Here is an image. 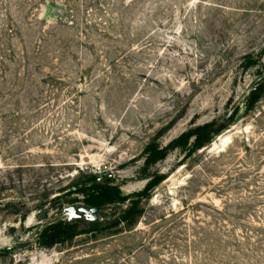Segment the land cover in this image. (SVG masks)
I'll return each mask as SVG.
<instances>
[{"label": "rangeland", "instance_id": "1", "mask_svg": "<svg viewBox=\"0 0 264 264\" xmlns=\"http://www.w3.org/2000/svg\"><path fill=\"white\" fill-rule=\"evenodd\" d=\"M261 74L264 0H0V264H264Z\"/></svg>", "mask_w": 264, "mask_h": 264}, {"label": "trees", "instance_id": "2", "mask_svg": "<svg viewBox=\"0 0 264 264\" xmlns=\"http://www.w3.org/2000/svg\"><path fill=\"white\" fill-rule=\"evenodd\" d=\"M264 79V78H263ZM263 79L257 84V86L252 89L248 95L246 96V109H248L249 106L253 104V102L258 98L256 95V92L258 91L259 94L264 93V81ZM245 98V99H246ZM237 114V113H236ZM235 114V115H236ZM234 115V116H235ZM234 118V117H233ZM232 118V120H233ZM210 124H206L204 127H200L199 129V135L197 137V141L194 143V146L192 148V151L204 146L206 142H210L211 137L214 133H216L220 128H223L224 125H221L220 127L216 129H212ZM191 153V152H190ZM95 178V177H93ZM96 179V178H95ZM92 179L91 181L95 180ZM156 185L155 182H152L151 180L148 182L147 188H152ZM99 189V192L96 194H92L90 198L88 199L89 205L94 208L98 207L99 211L104 205L108 203H117V202H123L126 198L120 196V193L117 191V189L110 187V188H102V184H96V185H90L86 188H94ZM85 188H79L78 190H82ZM145 191L139 194V197L141 195H144ZM147 195V194H145ZM138 199V197H137ZM137 202L131 203L130 208L127 210L125 215L122 219L127 222L131 221L133 217L136 215L138 207L136 205ZM81 219L84 218H77L74 221H69L68 219H57L53 222H51L48 225H44L42 229L39 231L38 235L41 239H43V247H51L54 244L65 242L67 240L72 239L75 235L88 232L91 229L95 230L99 227L98 221H89L87 220L89 229H79V224L81 223ZM86 220V219H85ZM91 228V229H90Z\"/></svg>", "mask_w": 264, "mask_h": 264}, {"label": "water", "instance_id": "3", "mask_svg": "<svg viewBox=\"0 0 264 264\" xmlns=\"http://www.w3.org/2000/svg\"><path fill=\"white\" fill-rule=\"evenodd\" d=\"M263 77H264V75L263 74H261L260 76H258L243 92H242V96H241V98H242V100H245V98H246V96L248 95V93L252 90V89H254L256 86H257V84L263 79ZM244 111H245V102H243V103H241V105L239 106V110H238V112H237V114L234 116V118H233V120H232V124H230V125H228L227 127H225V130L224 131H230L232 128H234V126L242 119V117H243V114H244ZM223 131V132H224ZM223 132H219L218 133V135L217 136H219V135H221ZM213 143V140H211L210 142H209V144L207 145V147L210 145V144H212ZM111 178V175H104V176H101V177H99V178H97V179H95V180H93V181H91V182H89V183H84V184H82L81 186H77L76 187V189L77 188H79V187H84V186H88V185H96V184H98V183H101V182H103V181H106V180H108V179H110ZM146 179H148V177H146ZM70 212H69V218H68V220L69 221H74L75 219H77V218H80V217H77L75 214L77 213V209H75V208H69L68 209ZM67 211V210H66ZM66 211H64V213L66 212ZM99 211V208L98 207H94V208H92L91 210H90V212H91V214H89V215H87V217H85L87 220H89V221H96L97 220V217L95 216V214L97 213ZM76 216V217H75ZM51 222H53V220H50V221H48V222H46V224L45 225H48V224H50ZM28 245V243H24V244H21L20 246L21 247H25V246H27Z\"/></svg>", "mask_w": 264, "mask_h": 264}, {"label": "bare ground", "instance_id": "4", "mask_svg": "<svg viewBox=\"0 0 264 264\" xmlns=\"http://www.w3.org/2000/svg\"><path fill=\"white\" fill-rule=\"evenodd\" d=\"M225 133H227V131H224L221 135L223 136ZM222 136H221V137H222ZM221 140H222V139H221Z\"/></svg>", "mask_w": 264, "mask_h": 264}]
</instances>
